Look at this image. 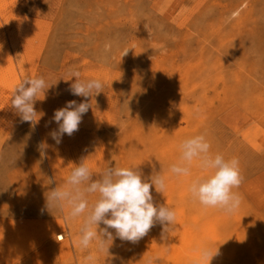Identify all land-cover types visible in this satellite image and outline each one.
I'll return each instance as SVG.
<instances>
[{
	"label": "rangeland",
	"instance_id": "obj_1",
	"mask_svg": "<svg viewBox=\"0 0 264 264\" xmlns=\"http://www.w3.org/2000/svg\"><path fill=\"white\" fill-rule=\"evenodd\" d=\"M73 70L102 91L73 95ZM39 77L37 122H23L14 89ZM70 100L91 107L57 144L52 117ZM196 135L239 161L231 214L191 196L209 174L196 161L188 177L170 171ZM83 160L93 180L108 167L164 176L166 191H151L178 214L169 232L157 223L136 243L114 239L109 254L95 241L82 249L84 217L49 211L46 195ZM204 247L219 249L210 264H264V0H0V264H86L90 253L96 264H193Z\"/></svg>",
	"mask_w": 264,
	"mask_h": 264
},
{
	"label": "clouds",
	"instance_id": "obj_2",
	"mask_svg": "<svg viewBox=\"0 0 264 264\" xmlns=\"http://www.w3.org/2000/svg\"><path fill=\"white\" fill-rule=\"evenodd\" d=\"M108 47L105 45L106 51ZM70 75L76 78L70 85V92L75 96L91 97L104 87L98 79L82 80L78 71L73 70ZM45 89L43 77L26 78L15 87L11 105L23 122H37L38 112L34 105L38 95L45 94ZM90 107L87 102L70 100L64 107L56 109L52 120L58 127L49 133L51 138L59 144L65 134L72 136ZM179 147L181 155L179 161L170 166L171 173L190 176L194 161L202 171L209 173L192 180L188 188L191 196L205 207H219L225 214L237 210L241 197L233 189L239 188L243 180L238 159L226 160L221 154L211 153V145L204 135L188 138ZM92 177L83 160L72 169L64 186L55 187L46 195L49 211L53 208L63 211L68 206L70 211L66 219L84 217L76 240L82 249H88L95 241L97 252L109 254V247L116 238L136 243L157 223L162 226L163 234L175 224V210L154 203L153 186L162 194L167 187L165 177L159 173L144 180L136 169L108 167L99 179ZM92 194H97V199L89 204L88 196ZM101 223L105 227L100 228ZM218 254L219 249L213 253L206 247L200 248L193 264H210ZM96 260L97 256L91 253L85 257L86 264H96Z\"/></svg>",
	"mask_w": 264,
	"mask_h": 264
},
{
	"label": "bare ground",
	"instance_id": "obj_3",
	"mask_svg": "<svg viewBox=\"0 0 264 264\" xmlns=\"http://www.w3.org/2000/svg\"><path fill=\"white\" fill-rule=\"evenodd\" d=\"M171 182V181H170ZM166 183H167V181H166ZM179 194V193H178ZM166 203V202H165ZM164 204V203H163ZM186 204V203H185ZM184 205V204H183ZM205 207V206H204ZM206 208V207H205ZM208 209V208H207ZM206 209V210H207ZM203 212V211H202ZM200 213V212H199ZM178 215V214H177ZM176 215V216H177ZM199 216H201V215H199ZM220 216V215H219ZM207 217H208V215H207ZM177 218V217H176ZM178 219H179V216H178ZM207 220H205V221H208L209 220V218H206ZM197 220V219H196ZM203 221H204V219H203ZM202 222V221H201ZM201 222H199V223H201ZM178 223V222H177ZM209 223V222H208ZM205 223L203 222V225H204ZM202 225V226H203ZM206 225V224H205ZM201 226V227H202ZM200 226H199V229L201 228ZM204 227H206V226H204ZM210 228H211V225L209 226ZM184 228V227H183ZM207 229V227L204 229V232H205V230ZM26 230V229H25ZM186 230V229H185ZM187 230H188V228H187ZM191 230V229H190ZM210 230V229H209ZM183 231V230H182ZM202 231V230H201ZM207 231V230H206ZM186 232H188V231H186ZM193 232H194V230H193ZM209 232V231H208ZM202 233V232H201ZM189 235V234H188ZM191 235V234H190ZM201 235V234H200ZM60 236H62V234H56V237H57V239H61L62 237H60ZM185 237V236H184ZM194 249V248H193ZM189 250V249H188ZM196 250V249H195ZM190 251H192V250H190ZM194 251V250H193ZM197 251V250H196ZM184 252V251H183ZM213 252V251H212ZM192 253V252H191ZM198 253V252H197ZM197 255V254H196ZM188 256H189V254H188ZM218 256V255H217ZM213 260V259H212Z\"/></svg>",
	"mask_w": 264,
	"mask_h": 264
}]
</instances>
